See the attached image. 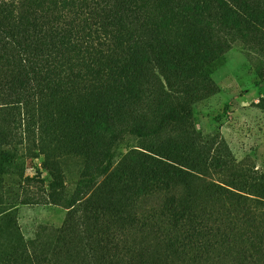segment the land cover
<instances>
[{
  "label": "rangeland",
  "instance_id": "obj_1",
  "mask_svg": "<svg viewBox=\"0 0 264 264\" xmlns=\"http://www.w3.org/2000/svg\"><path fill=\"white\" fill-rule=\"evenodd\" d=\"M84 4L129 34L94 84L62 39L60 14ZM96 104L111 112L94 121ZM152 158L171 166L156 170L169 195L215 220L205 260L132 221ZM259 200L264 0H0V264H36L42 248L59 264H264Z\"/></svg>",
  "mask_w": 264,
  "mask_h": 264
},
{
  "label": "trees",
  "instance_id": "obj_2",
  "mask_svg": "<svg viewBox=\"0 0 264 264\" xmlns=\"http://www.w3.org/2000/svg\"><path fill=\"white\" fill-rule=\"evenodd\" d=\"M53 12L55 9H51ZM96 7L90 4H84L81 7L78 6L73 10H65L60 14L64 26H61L63 31L62 39L66 38V44L71 48L73 55L68 56L70 68L76 67L77 74L84 80L92 82L97 81L99 83L100 72L103 67L109 64H114L119 49H124L125 56L128 55V31L122 30L117 24L99 25L93 19ZM121 19V16H117V21ZM129 40V39H128ZM127 44V45H126ZM124 56V61L125 57ZM110 104L111 108H114L113 103ZM87 114L95 118L101 115L111 112L109 108H103V106L94 105L91 108L86 109ZM154 167H151L147 173V181L142 179L139 183H133L131 186L138 191V187L145 190L143 196L138 195L134 198V206L130 209V215L135 225L142 226L140 232L150 234L153 228H163L165 236L169 237L168 246L171 251L176 252L178 249H188V253L193 252L196 257L203 261L207 258V254L212 247L216 246V240L212 236L211 232L214 231L215 220H212L210 214L208 218H199L196 215L193 208L184 203L182 199H178L168 194L170 189L169 181L157 174L156 170L171 171V166L160 159L152 158ZM250 171H253L250 169ZM157 174V175H156ZM250 182H246L241 186V190H246ZM246 188V189H245ZM150 190L153 193L150 194ZM135 191V192H137ZM231 195H238V197H244L245 203H248L246 211H251L255 207H251L249 203H254L250 195H244L234 190H228ZM238 193V194H237ZM244 195V196H242ZM250 196V197H249ZM259 205L264 203L259 200ZM256 214V213H255ZM169 226H174L179 230V233H173L168 231ZM143 232V233H144ZM216 235L215 232H213ZM255 239H259L264 244V234L255 233ZM128 252L133 256L137 254L135 247H128ZM56 251V249H54ZM264 251V248H263ZM246 254L245 250H242L240 255L241 259ZM250 255H254L250 252ZM36 264H59L61 256L55 254L53 250L47 248L39 249L36 253ZM241 261V260H240ZM145 264H153L150 260H144ZM220 264V259L214 260L210 258L201 264Z\"/></svg>",
  "mask_w": 264,
  "mask_h": 264
}]
</instances>
